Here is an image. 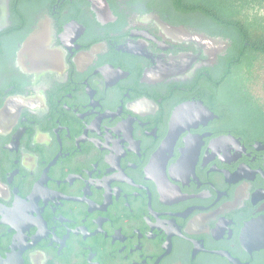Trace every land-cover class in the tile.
<instances>
[{"label": "flooded vegetation", "instance_id": "1", "mask_svg": "<svg viewBox=\"0 0 264 264\" xmlns=\"http://www.w3.org/2000/svg\"><path fill=\"white\" fill-rule=\"evenodd\" d=\"M176 2L0 0V264H264V80Z\"/></svg>", "mask_w": 264, "mask_h": 264}, {"label": "trees", "instance_id": "2", "mask_svg": "<svg viewBox=\"0 0 264 264\" xmlns=\"http://www.w3.org/2000/svg\"><path fill=\"white\" fill-rule=\"evenodd\" d=\"M184 11L203 14L211 23V34L228 39L225 58L233 64V74L264 80V0H177Z\"/></svg>", "mask_w": 264, "mask_h": 264}, {"label": "water", "instance_id": "3", "mask_svg": "<svg viewBox=\"0 0 264 264\" xmlns=\"http://www.w3.org/2000/svg\"><path fill=\"white\" fill-rule=\"evenodd\" d=\"M180 33L183 36H185L187 39H189V40H205L206 39L205 37H203L201 35L191 34V33L187 32L185 30H182V31L180 30ZM206 40H208L211 43H213V42L216 43V40H214L213 38H209V39H206ZM32 43H34V36H33V39L31 38V39H29V41H27V43L25 44V48L26 47L29 48L30 46H32Z\"/></svg>", "mask_w": 264, "mask_h": 264}]
</instances>
